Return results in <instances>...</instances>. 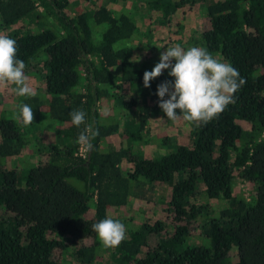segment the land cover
I'll use <instances>...</instances> for the list:
<instances>
[{"label": "trees", "instance_id": "1", "mask_svg": "<svg viewBox=\"0 0 264 264\" xmlns=\"http://www.w3.org/2000/svg\"><path fill=\"white\" fill-rule=\"evenodd\" d=\"M89 1L82 0L72 16L66 11L69 0H0V28L13 29L7 36L17 42L25 74L40 71L37 59L45 54L44 73L38 77L48 115L60 128H54L55 143L46 160L25 172L20 187L17 170L4 167L1 160L20 155L28 144L22 129L28 125L19 118V106L32 108L34 123L42 100L22 97L16 121L0 118V264H66L65 251L90 237L94 246L76 249L73 255L93 264L100 243L92 225L105 218L118 220L114 215L126 209L130 198H143L141 188L154 184L171 189L163 209L169 226L149 218L130 228L127 239L111 248L115 264H264V0L148 4L149 11L162 14L168 23L185 2L208 3L201 47L231 64L246 81L218 118L192 123L187 144L153 159L122 143L118 150L112 145L103 149V144L113 135L128 145L141 143L158 106L157 86L174 78L164 70L145 88L143 73L154 63L146 69L149 60L135 63L130 48H117L138 32L136 20L114 16L105 4L87 7ZM23 21L27 24L16 28ZM133 87L136 94L129 102L115 99L116 93L124 96ZM111 96V109L128 112L121 131L118 122L107 124L99 112ZM76 109L99 132L86 160L75 156L78 134L85 127L71 123ZM160 141L170 145L166 135ZM240 179L250 187L248 198L234 194ZM201 193L224 204L204 221L207 207L199 201ZM196 231L202 242L189 245Z\"/></svg>", "mask_w": 264, "mask_h": 264}, {"label": "rangeland", "instance_id": "2", "mask_svg": "<svg viewBox=\"0 0 264 264\" xmlns=\"http://www.w3.org/2000/svg\"><path fill=\"white\" fill-rule=\"evenodd\" d=\"M153 1L155 0H90L89 3L87 2L86 4L87 7L95 3L105 4L113 12L114 16L126 14L136 20L138 32L126 43H120L117 48H130L133 52V61L139 58V61H135V63L140 64L144 60H149L145 65L146 69L150 67V62L156 65V63L159 62L161 53L175 45H180L185 50L190 47H201L200 32L206 25V19L204 17L205 9L208 5L206 2L194 6L185 2L175 13L169 16L167 23L162 18V14L149 11L148 4ZM172 1L180 3V0ZM69 2L71 4L66 11L67 14L73 16L75 10L83 6V2L82 0H69ZM23 24H27V22H20V25H17L16 28ZM10 30L13 29L3 30L0 28V34L9 35ZM44 59L45 54L41 53L37 59V62L41 61L37 65L40 71L35 72L34 70L36 69H33V73L26 74L29 77L28 82L30 86L34 88L36 93L35 96L32 97L40 98L43 103L39 117H37L34 123L22 128L27 133L28 144L20 155L1 160L4 167L17 170L18 185L20 187L24 186L25 172L38 162L46 160L48 148L55 143L54 128L59 127L57 124H54V121H52L51 117L48 115L49 112L48 105L45 102L46 96L44 86L38 77L40 72L44 73V69L42 68V61ZM13 87L14 86L11 85L8 87L0 86V118H8L16 121V107L22 97L17 96L12 91ZM79 91L82 92L83 89L80 88ZM119 94L122 93H116V100L121 98L122 101L129 102L131 95L136 94V88L133 87L129 89L128 92L124 93V96H120ZM112 99L113 97L111 96L109 100H106L99 112L103 114L107 124L118 122L120 124L119 131H121L126 118L124 114L126 115L128 112H122L117 107L111 109V106L114 105ZM165 99H167V97H165ZM159 102L158 98L154 103L159 104ZM151 112L152 115L147 121V128L145 129L143 141L141 143L128 145L124 140H121L119 135H113L103 144V149H106L107 145H112L113 149L118 150L122 143L125 147H130L134 151L142 152L145 157L153 159L164 153L166 154L173 151V146L185 145L188 143L192 123L184 121L182 116L176 121H167L166 118L162 116L163 111L159 106L154 109V112ZM164 135L169 137L170 145L168 146H162L160 144V140ZM123 167L128 168L129 165L123 164ZM141 189L144 190L145 193L143 198H130L129 205L126 209L114 215V217H117L118 221L125 226V239H127L130 228L138 227L149 218L153 220H164L166 221L167 228L169 226L167 214L163 209L170 200V187L166 184H154L151 186L144 185ZM233 190L235 195L244 198H248L250 194V187L241 179L235 182ZM199 201L202 205L207 207L204 217L201 219L202 221L206 220V217L208 218L215 215L214 213L217 209L224 206L223 203L218 205V202L215 200H207L203 193H201ZM193 234L195 235L188 239V244L200 245L202 239L201 236L198 235V231ZM95 243L96 241L92 237L78 242L74 249L65 251L63 255L64 262L66 264H85L84 262H79L73 254L76 249H80L81 247H92ZM98 243H100V246H95L97 249L95 250L93 264H115L111 255V248H105L99 239ZM153 245L154 241L152 240L150 246L153 248Z\"/></svg>", "mask_w": 264, "mask_h": 264}, {"label": "clouds", "instance_id": "3", "mask_svg": "<svg viewBox=\"0 0 264 264\" xmlns=\"http://www.w3.org/2000/svg\"><path fill=\"white\" fill-rule=\"evenodd\" d=\"M17 52L16 40L0 34V86H14L12 91L17 96H35L25 74V62L17 59ZM135 61L138 62L139 58ZM164 70H169L168 75L174 80L159 84L155 94L160 101L159 108L167 119L173 121L179 119L177 110L189 123L206 124L218 118L229 104L234 103L235 93L246 83L231 64L213 57L203 47L185 50L175 45L166 49L152 70L143 73V86L150 87V82ZM19 114L24 125L33 123L34 112L28 104L19 106ZM70 116L71 123L77 128L86 122V113L82 109L73 110ZM98 134L92 124H85L76 143L85 152L90 151L93 147L91 140ZM92 229L105 248L118 247L125 239V226L118 220L101 219L92 225Z\"/></svg>", "mask_w": 264, "mask_h": 264}, {"label": "built area", "instance_id": "4", "mask_svg": "<svg viewBox=\"0 0 264 264\" xmlns=\"http://www.w3.org/2000/svg\"><path fill=\"white\" fill-rule=\"evenodd\" d=\"M88 153L89 151L85 152L82 148L81 145H79L77 152L75 154V156H77L78 158H80L81 160H86L88 157Z\"/></svg>", "mask_w": 264, "mask_h": 264}]
</instances>
